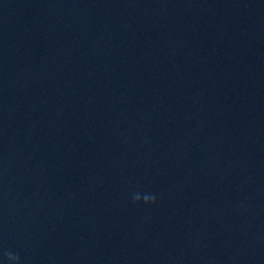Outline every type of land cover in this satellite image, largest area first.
<instances>
[{
	"label": "water",
	"instance_id": "1",
	"mask_svg": "<svg viewBox=\"0 0 264 264\" xmlns=\"http://www.w3.org/2000/svg\"><path fill=\"white\" fill-rule=\"evenodd\" d=\"M17 262L264 264V0H0Z\"/></svg>",
	"mask_w": 264,
	"mask_h": 264
},
{
	"label": "clouds",
	"instance_id": "2",
	"mask_svg": "<svg viewBox=\"0 0 264 264\" xmlns=\"http://www.w3.org/2000/svg\"><path fill=\"white\" fill-rule=\"evenodd\" d=\"M137 203L140 202V199H136ZM143 203L145 204H153L155 203V198L154 197H145L144 200H143ZM18 264V262H17Z\"/></svg>",
	"mask_w": 264,
	"mask_h": 264
}]
</instances>
